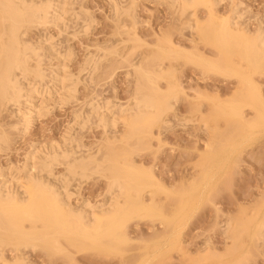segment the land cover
<instances>
[{
	"label": "rangeland",
	"instance_id": "rangeland-1",
	"mask_svg": "<svg viewBox=\"0 0 264 264\" xmlns=\"http://www.w3.org/2000/svg\"><path fill=\"white\" fill-rule=\"evenodd\" d=\"M172 1L66 0L64 13L60 14L61 25L28 27L23 38L35 47L41 39L49 36L54 39L52 43L56 45L48 47L49 53L42 61L48 75L44 81L47 84H42L50 86V69L58 64L53 56L59 53L67 61L64 69L68 72L64 70L66 76H63L74 80L69 79L66 84V91L73 90L68 95L72 98L58 89L47 94L42 102L45 108H41L28 128L15 116L12 105L0 102L3 193L15 191L7 187L10 184L5 186L6 179L23 181L24 185L31 180L29 172L34 171L33 178L37 173L35 178H42L56 189L69 187L73 208L81 209L86 201L98 208L109 199L112 158L124 164L122 155L128 154L129 164L139 172L152 175L161 185L162 190L156 191L154 197L148 195L150 189H145L143 194L146 203L155 208L154 213L161 209L166 219L155 215L134 219L126 230L130 242L115 252L105 248L78 249L64 239H59L54 247L44 242L35 249L20 250L21 246L4 239L0 259L10 262L21 257L25 259L23 264H264L263 238L242 233L230 253L234 246L233 233L226 232L229 223L239 233L238 226L242 223L264 220V119L256 120V112L250 106L242 107L244 118L249 121L246 124L229 119V105L247 93L235 73L227 69L242 66L264 97V63L251 70L235 49H227L223 71L200 66L201 55L223 62L212 35L200 32V28L210 25L208 12L204 7H196L182 13L178 7H171ZM51 2L55 5L59 1ZM234 3L241 5L243 27L252 34L257 31L258 23L264 27V0ZM219 7L218 16L230 15V0H224ZM89 58L93 59L92 63L86 64ZM75 82L78 84L73 86ZM139 88L159 100L169 99L176 106L163 115L162 122L150 134L145 131L139 140L135 138L128 146L112 152L109 139L121 137L126 128L120 122L115 130L108 128V132L90 107L100 102L116 105V111L127 110ZM48 96L53 99H47ZM35 150L38 151L34 153L35 163L28 165L26 157ZM39 153L47 159H42ZM89 156L102 163L98 171L93 169L97 163L91 162L84 178L69 172L73 160L72 163ZM52 157L57 160L50 164ZM173 207L177 212L187 208L189 214L175 246L169 241L174 228L171 218L176 212L172 211Z\"/></svg>",
	"mask_w": 264,
	"mask_h": 264
},
{
	"label": "bare ground",
	"instance_id": "bare-ground-1",
	"mask_svg": "<svg viewBox=\"0 0 264 264\" xmlns=\"http://www.w3.org/2000/svg\"><path fill=\"white\" fill-rule=\"evenodd\" d=\"M37 1L38 2L34 0H0V102L5 106L12 105V107L15 108V116L18 117V120H20L21 123L23 122L27 128L30 124H32L31 122H33V118L38 116L39 112L42 111L41 108L44 107L42 106V102L46 101L47 94L49 95V93H52L54 90L57 91L58 89V91L62 92L61 94H65L68 97V95H71V92H73V90L66 91V84L69 82L68 80L71 79V77H69L68 80L67 78L65 79L64 76L66 75H64V70L66 67L64 69V63L67 61L64 62L63 57L60 56L59 53H54L56 55L53 56L54 60H56V63L58 64L50 69L51 74L49 73V75L52 78H49L50 84L48 85L50 86L43 85L48 75H46V72L42 68V61H45L43 58L46 57L45 55L47 52L49 53V50H47L48 47H52L54 44L56 45L55 41L54 44L52 43L54 39L50 36L49 38L41 39V41H39L40 43L37 44L38 46L35 47L32 44L34 46L33 47L23 38L25 37L24 31L26 28L31 26L44 28L49 24H53L56 28L60 20H63L60 14L64 13L63 9L65 8L64 3L66 0H58L59 2L55 3V5L51 2V0ZM234 1L230 0L231 12L227 17H220L216 12V8L222 6L224 0L172 1L171 7L173 5L178 7L182 13L190 8H206L210 19V25L206 29L200 28V26L198 27V24L197 27L200 28L202 35H212L213 45L218 49L220 56L223 58V62L221 63L220 60H211L201 55L198 59L199 64L206 69L216 72L223 71V64L228 55V52L226 51L227 49H235V51H237L247 62L249 69H254L258 65L264 63V27H262L263 25L261 26V23H258V29L253 34L243 27L244 23H242L241 20L243 19L244 14L243 12L242 14L239 12L241 10L239 9L241 5L235 4ZM61 50L62 49L60 48V51ZM60 54H62V52H60ZM46 59L50 58L47 56ZM89 59L90 61H87L88 63L86 64L92 63L91 61L93 59ZM31 62H34L35 64L32 66ZM93 66L94 65H92V67ZM88 67H91V64ZM232 68L229 66L227 71H233L235 73L242 86L246 89L247 96L240 100L237 99L235 103L233 102V104L229 105L231 110L229 119L231 121L236 120L239 123L245 124L249 122L246 118H244L242 111L243 106H250L255 110L257 115L256 120L264 119V97L256 86L254 79L246 70H243L242 66ZM65 71L68 72L67 70ZM81 73L79 74L81 75ZM68 74L71 75L70 73ZM142 77L146 78L148 76L143 75ZM76 79H78V77ZM72 82H74V80H72ZM78 82L72 83L73 86L74 84H78ZM155 91L158 93V90ZM74 94H76V92ZM56 96H58V94ZM48 98L50 100L53 99L51 96H48L47 99ZM65 98L66 96L63 99ZM114 107L110 106L108 103L100 102H94L90 107V110L96 114V117L98 116V120L100 122L99 124H102L105 130H108V128L115 130L120 122L126 128L125 134L121 137L109 139L112 140L110 142L112 152L120 150V146H128L135 138L139 140L145 131L150 134L151 130L157 124L162 122L163 115L169 111H173L174 109L173 103H171L169 99L164 101L159 100L155 96L143 93L141 88L138 89L134 102L129 109L121 110L120 108V110L116 111ZM200 109L202 110V107H200ZM166 121L169 123L168 120ZM113 133L116 134V132ZM0 141H2V139H0ZM242 145H244V143ZM51 151L53 152V149ZM34 153L36 154L38 151L35 150L27 155L28 157H26V161L29 162L28 165L31 164L30 162L35 163L34 161L36 160V157H34ZM38 155H40V153ZM122 156L124 164H121L115 158H112L110 162L109 199L107 200L106 205H102L98 208L92 207V204L87 201L82 204L83 206L81 209L73 208L70 202V194H68L69 192L67 191V188L69 187H61L62 190H60L57 186L56 189V187L54 188V186H50L51 183L48 185L46 182L44 183L40 180L42 178H35L37 173L33 178L31 174H33L34 171L29 172L32 177H28L31 180L29 183L24 185L22 183L23 181H7L6 179L5 186L10 184L7 187L9 189L10 187H13L15 191L11 189L12 191L10 190L6 194L3 193L0 188V248H2L7 240L13 241L19 247L21 246L20 250L21 248L26 250L27 248L35 249L44 242L47 243L48 247H54L59 244V239H64L78 249L105 248L109 252H115L130 242L126 230L128 224L134 219L146 218L154 215L161 217L162 219H166L161 209L158 213H154L155 208L146 203L143 194L145 189H150L151 192L148 193V195L154 197L156 191L162 190L161 185L152 175L139 172L131 164H129L128 154H123ZM62 157L64 156L61 155V158ZM44 158L46 157H43L42 159ZM67 158L65 159L68 160L69 158ZM56 160V157H52L51 159L49 158L48 162L51 164ZM222 160L226 159L223 158ZM72 162L68 167L69 172L73 175L79 174L83 178L91 162L97 163L96 167L93 168L97 171L102 164L98 163L94 157L90 156L87 159H81L80 161H75L74 163ZM48 167L51 168L50 165ZM33 168L34 167L31 169ZM44 169L47 168L45 167ZM24 171L26 170L24 169ZM23 179L27 180V178ZM4 181V179L0 180V185ZM139 181L144 184H140ZM26 182H28V180ZM64 186H66V184ZM204 187L206 186L204 185ZM204 187L202 188L203 190ZM20 189H23V192L20 191V193ZM58 189L61 191L60 193ZM197 200L199 202V198ZM190 203L194 204V202ZM198 206H196V208ZM175 209L176 207H173L172 211ZM175 211L177 212V210ZM187 211L188 209H184L183 207L182 210H178L177 213L175 212L171 218L174 228L170 234L169 241L172 246L179 243V238L184 229V224H187L186 219L189 217ZM26 225H29L30 228L27 229ZM39 225L41 228H39ZM233 226L234 225H231L230 223L226 225L227 234L231 235L233 233L232 240L234 246L230 253L234 250V248H236L235 246L240 241L242 233L250 234L255 238L264 239V220H260L258 223H254V221L242 223L238 226L239 233L236 229H233ZM226 232L224 231V233ZM202 252L200 254H202ZM21 256L24 257L23 254ZM24 261L25 259H22L21 257L10 262L0 259V264H23Z\"/></svg>",
	"mask_w": 264,
	"mask_h": 264
}]
</instances>
